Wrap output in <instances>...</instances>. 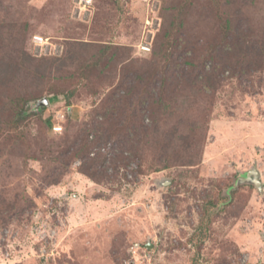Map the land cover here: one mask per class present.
Instances as JSON below:
<instances>
[{
	"label": "rangeland",
	"instance_id": "obj_1",
	"mask_svg": "<svg viewBox=\"0 0 264 264\" xmlns=\"http://www.w3.org/2000/svg\"><path fill=\"white\" fill-rule=\"evenodd\" d=\"M0 264H264V0H0Z\"/></svg>",
	"mask_w": 264,
	"mask_h": 264
},
{
	"label": "water",
	"instance_id": "obj_2",
	"mask_svg": "<svg viewBox=\"0 0 264 264\" xmlns=\"http://www.w3.org/2000/svg\"><path fill=\"white\" fill-rule=\"evenodd\" d=\"M50 106V101L47 97L41 99V100H37L36 102H34L33 104V108L34 111H41L44 108H48ZM240 180H238L237 184L239 183H250L255 185L260 191L263 187V183L260 181L261 177H260V173L257 169L251 170L247 173H245L244 175H242V177L239 178ZM236 188V186H234L232 189ZM230 194V190L227 191V195L229 196ZM148 247H150V245H148Z\"/></svg>",
	"mask_w": 264,
	"mask_h": 264
},
{
	"label": "trees",
	"instance_id": "obj_3",
	"mask_svg": "<svg viewBox=\"0 0 264 264\" xmlns=\"http://www.w3.org/2000/svg\"><path fill=\"white\" fill-rule=\"evenodd\" d=\"M50 100H53V104H54V102H55L56 99H55V97H53V98H50ZM116 109H117V111L115 110V113H116V112H117V113H120V112L118 111V108H116ZM130 111H131V109L129 110V112H130ZM105 117H106V116H105ZM66 118H67V120H69V119H70V116H68V114H66ZM65 120H66V119H65ZM65 120H64V121H65ZM128 120H129V119H128ZM131 125H132V124H131ZM91 126H92V124H90V128H91ZM101 126H103V125H101ZM101 126H97V127H95V128L97 129L98 132H100V130H101V131H102V130H103V131L105 130L104 128L102 129ZM132 128H133L134 130H136V129L134 128L133 125H132ZM92 130H93V129H92ZM98 134H99V133H98ZM101 135H102V136H106L104 133H103V134L101 133ZM101 135H100V136H101ZM100 136H98V139H100ZM102 136H101V137H102ZM90 138H91V139H94V135L92 134V135L90 136ZM91 139H90V140H91ZM89 152H90V153H89L90 155H91V153H93L91 150H89ZM69 153H71V148L67 149V151H66V154H69ZM99 154H100V153H98V155H99ZM98 155H97V156H98ZM95 156H96V154H95ZM97 158H98V157H96V158H94V159H92V160H98ZM87 165H88V164H87ZM89 165H90V167L87 168L88 170H86V171H88V172H84V173H86L89 177L94 178V172H92L91 170L93 169V167H95V164H94V163H91V164H89ZM89 165H88V166H89Z\"/></svg>",
	"mask_w": 264,
	"mask_h": 264
},
{
	"label": "built area",
	"instance_id": "obj_4",
	"mask_svg": "<svg viewBox=\"0 0 264 264\" xmlns=\"http://www.w3.org/2000/svg\"><path fill=\"white\" fill-rule=\"evenodd\" d=\"M56 117H57V118H60V117H62V116H61V114L58 113ZM62 118H63V117H62ZM60 119H61V118H60ZM53 129H54V130H53L54 132H61V131L63 130V127H61V126H57V125H56V126H53ZM108 150H109V149H108L107 147H104V148L102 149V152L105 153V152H107ZM93 155H94V154H93Z\"/></svg>",
	"mask_w": 264,
	"mask_h": 264
}]
</instances>
